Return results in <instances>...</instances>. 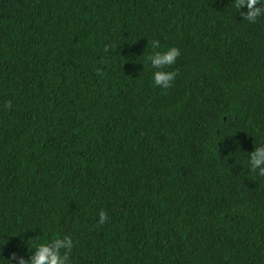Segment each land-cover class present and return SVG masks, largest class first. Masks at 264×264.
<instances>
[{
    "label": "trees",
    "instance_id": "trees-1",
    "mask_svg": "<svg viewBox=\"0 0 264 264\" xmlns=\"http://www.w3.org/2000/svg\"><path fill=\"white\" fill-rule=\"evenodd\" d=\"M152 39L181 51L167 91ZM262 140L264 17L232 0H0L2 264L63 235L72 264H264L247 163Z\"/></svg>",
    "mask_w": 264,
    "mask_h": 264
},
{
    "label": "clouds",
    "instance_id": "clouds-1",
    "mask_svg": "<svg viewBox=\"0 0 264 264\" xmlns=\"http://www.w3.org/2000/svg\"><path fill=\"white\" fill-rule=\"evenodd\" d=\"M233 6L249 23H256L257 19L264 17V0H232ZM259 5V7L257 6ZM247 8L246 13L241 12ZM148 47L152 49L147 59L150 63L152 72L153 86L164 91L172 88L177 78V72L170 70L176 64L181 51L175 46H164L159 39L148 41ZM8 107H11L9 102ZM264 140L260 141L248 153L247 163L251 172L264 177ZM109 220L107 211L99 212V224H104ZM34 242L31 255L25 259L18 253H13L10 259H3L7 264L17 261L18 264H72L71 253L74 248V240L71 235L56 236L51 240L41 241L40 237L32 239ZM2 264V262H0Z\"/></svg>",
    "mask_w": 264,
    "mask_h": 264
}]
</instances>
